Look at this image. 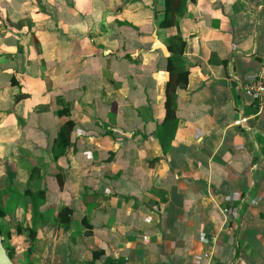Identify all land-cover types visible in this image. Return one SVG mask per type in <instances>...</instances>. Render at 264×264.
Wrapping results in <instances>:
<instances>
[{
  "label": "crops",
  "instance_id": "obj_1",
  "mask_svg": "<svg viewBox=\"0 0 264 264\" xmlns=\"http://www.w3.org/2000/svg\"><path fill=\"white\" fill-rule=\"evenodd\" d=\"M165 7L0 0V233L16 264H264V105L244 89L264 0H186L171 27Z\"/></svg>",
  "mask_w": 264,
  "mask_h": 264
},
{
  "label": "trees",
  "instance_id": "obj_2",
  "mask_svg": "<svg viewBox=\"0 0 264 264\" xmlns=\"http://www.w3.org/2000/svg\"><path fill=\"white\" fill-rule=\"evenodd\" d=\"M186 0H166L165 7V19L162 21V27H171L177 26L178 22L176 16L185 6ZM171 43L169 45V50L172 55L169 58L168 71L170 72L171 79L167 84V98H166V108H167V120H171L174 123V126L177 125L176 117V100L177 94L176 90L179 85H187L189 71L186 69L184 62V55L186 49V42L181 38L180 35H175L170 38ZM59 114L68 115L69 110H61ZM74 127V122L68 120L61 128L57 140V148L60 149L61 153L69 146L70 144V133ZM71 212L68 208L63 209L59 216L63 218L67 213ZM5 215V211L0 207V217ZM69 218L63 219V222L68 223ZM35 237V233L31 238ZM10 254V253H9Z\"/></svg>",
  "mask_w": 264,
  "mask_h": 264
},
{
  "label": "built area",
  "instance_id": "obj_3",
  "mask_svg": "<svg viewBox=\"0 0 264 264\" xmlns=\"http://www.w3.org/2000/svg\"><path fill=\"white\" fill-rule=\"evenodd\" d=\"M244 89L251 93L252 97L258 103L259 107L264 105V59L261 61L260 70L253 80L244 84ZM243 119H240L237 124H242ZM227 213L231 210L227 207L224 209Z\"/></svg>",
  "mask_w": 264,
  "mask_h": 264
},
{
  "label": "water",
  "instance_id": "obj_4",
  "mask_svg": "<svg viewBox=\"0 0 264 264\" xmlns=\"http://www.w3.org/2000/svg\"><path fill=\"white\" fill-rule=\"evenodd\" d=\"M165 50H167L165 48ZM0 264H16L10 257L0 233Z\"/></svg>",
  "mask_w": 264,
  "mask_h": 264
}]
</instances>
